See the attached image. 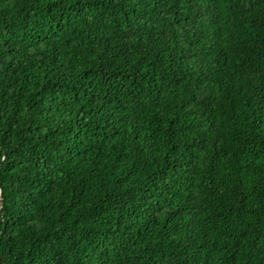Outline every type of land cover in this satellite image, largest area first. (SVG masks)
<instances>
[{
  "label": "trees",
  "instance_id": "trees-1",
  "mask_svg": "<svg viewBox=\"0 0 264 264\" xmlns=\"http://www.w3.org/2000/svg\"><path fill=\"white\" fill-rule=\"evenodd\" d=\"M0 264H264V0H0Z\"/></svg>",
  "mask_w": 264,
  "mask_h": 264
}]
</instances>
